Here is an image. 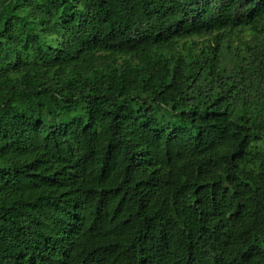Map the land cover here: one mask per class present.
I'll return each mask as SVG.
<instances>
[{"label": "trees", "instance_id": "trees-1", "mask_svg": "<svg viewBox=\"0 0 264 264\" xmlns=\"http://www.w3.org/2000/svg\"><path fill=\"white\" fill-rule=\"evenodd\" d=\"M262 140L264 0H0V264H264Z\"/></svg>", "mask_w": 264, "mask_h": 264}, {"label": "rangeland", "instance_id": "rangeland-1", "mask_svg": "<svg viewBox=\"0 0 264 264\" xmlns=\"http://www.w3.org/2000/svg\"><path fill=\"white\" fill-rule=\"evenodd\" d=\"M250 36L245 31L241 33L236 32L227 39L230 42V45L235 48L238 47L240 44L244 43L245 41L248 42ZM198 48H202L201 44L198 45ZM256 150L262 154H264V140L260 141L256 145Z\"/></svg>", "mask_w": 264, "mask_h": 264}]
</instances>
